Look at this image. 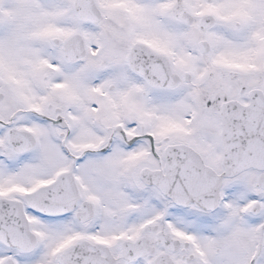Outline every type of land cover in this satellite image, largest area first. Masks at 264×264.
Here are the masks:
<instances>
[{"label":"snow or ice","instance_id":"snow-or-ice-1","mask_svg":"<svg viewBox=\"0 0 264 264\" xmlns=\"http://www.w3.org/2000/svg\"><path fill=\"white\" fill-rule=\"evenodd\" d=\"M0 264H264V0H0Z\"/></svg>","mask_w":264,"mask_h":264}]
</instances>
